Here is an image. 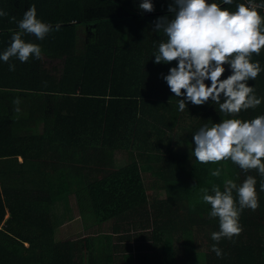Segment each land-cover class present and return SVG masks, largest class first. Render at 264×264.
Here are the masks:
<instances>
[{"label": "trees", "instance_id": "16d2710c", "mask_svg": "<svg viewBox=\"0 0 264 264\" xmlns=\"http://www.w3.org/2000/svg\"><path fill=\"white\" fill-rule=\"evenodd\" d=\"M262 132L264 0H0V264H264Z\"/></svg>", "mask_w": 264, "mask_h": 264}, {"label": "rangeland", "instance_id": "374dc122", "mask_svg": "<svg viewBox=\"0 0 264 264\" xmlns=\"http://www.w3.org/2000/svg\"><path fill=\"white\" fill-rule=\"evenodd\" d=\"M94 36V30L89 29L88 30V40H91ZM28 131H23L21 134L26 133ZM260 137L256 136H251V138L255 139L256 142L252 145L254 148H260L261 151L264 150V132L260 134ZM214 137H221L224 139L225 144H228L231 141L234 142H244L245 145L247 143V136L244 133V129L241 126L240 123H233V124H223L222 128L217 131L216 134H211V138L214 139ZM215 141V140H214ZM250 146V139H248V144L247 146ZM263 147V148H262ZM207 149V147L205 148ZM241 159V154L239 153L238 156ZM147 193L149 195L150 201L157 198H162L163 194L161 191H157L152 189L149 185H147ZM85 194V193H84ZM82 202H86L87 198L83 197L81 199ZM78 195L76 194L75 197H71L70 200L67 203V206L65 204H56L55 206V215L52 216L56 232L55 235L57 239H72V240H78L84 235L88 236H98L106 232H111L112 225L113 223H103L101 225H96L93 223L91 218H86V212L82 214V212H79L78 208ZM90 213V212H89ZM124 230L126 227H122ZM139 230L138 233L141 232L142 234H146L150 232L149 227H144L141 229L138 226ZM130 233V232H129ZM148 242V241H147ZM206 242L207 239H205V233L204 232H199L195 233L194 237V243L195 247L199 253V258L202 260V252H205L206 250ZM181 243L182 242H176L175 243V248H177V257L181 258L182 260L184 259L183 256H185L183 253H189V250L185 251L186 248H184L183 252L181 250ZM128 245L131 247L129 248ZM134 245V246H133ZM120 250H124V248L131 250L134 247L133 253H137L136 244L135 240L132 238L130 242L123 241L121 244H119ZM191 246V245H189ZM103 248V249H102ZM96 252L95 255L99 261H103V256H104V247H102L99 244H96ZM144 251H147V254L149 255L150 250L149 249H144ZM157 251V250H156ZM142 252V250L140 251ZM155 256H159L158 253L156 252ZM120 257V254L117 256ZM202 264V263H199Z\"/></svg>", "mask_w": 264, "mask_h": 264}, {"label": "built area", "instance_id": "2783aa9c", "mask_svg": "<svg viewBox=\"0 0 264 264\" xmlns=\"http://www.w3.org/2000/svg\"><path fill=\"white\" fill-rule=\"evenodd\" d=\"M251 7H254L253 5H251Z\"/></svg>", "mask_w": 264, "mask_h": 264}]
</instances>
